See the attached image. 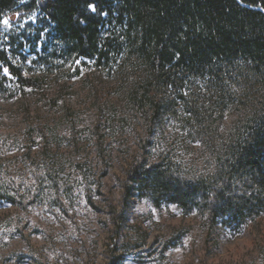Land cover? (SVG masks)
<instances>
[{
	"label": "rangeland",
	"instance_id": "374dc122",
	"mask_svg": "<svg viewBox=\"0 0 264 264\" xmlns=\"http://www.w3.org/2000/svg\"><path fill=\"white\" fill-rule=\"evenodd\" d=\"M31 44L7 53L29 83L0 65V264H264V212L211 228L198 206L136 191L123 209L132 165L161 148L201 171L204 155L181 153L177 123L131 103L119 65L50 67Z\"/></svg>",
	"mask_w": 264,
	"mask_h": 264
},
{
	"label": "trees",
	"instance_id": "16d2710c",
	"mask_svg": "<svg viewBox=\"0 0 264 264\" xmlns=\"http://www.w3.org/2000/svg\"><path fill=\"white\" fill-rule=\"evenodd\" d=\"M4 17L12 27L4 40L0 25V65L19 82L30 81L7 53L24 39L34 62L50 67L80 58L119 65L123 80L132 77L131 103L151 120L175 121L181 153L204 155L201 171L161 148L135 163L123 209L136 191L156 206H198L211 228L264 212V0H0Z\"/></svg>",
	"mask_w": 264,
	"mask_h": 264
},
{
	"label": "snow or ice",
	"instance_id": "6c2138e0",
	"mask_svg": "<svg viewBox=\"0 0 264 264\" xmlns=\"http://www.w3.org/2000/svg\"><path fill=\"white\" fill-rule=\"evenodd\" d=\"M87 8H88V10L91 11L92 13H96V12H97V5H96L95 3H89V4L87 5ZM100 14H101V15H105V16L107 15L106 12H101ZM18 15H19V13H17V16H18ZM35 19H36V17H34V16H29V20H33V21H34ZM82 22H83V21H82ZM0 25H2V26L5 27V28H11V27H12V23H11L10 18H8V17H4V18L0 19ZM44 32H47V29H44V30L40 33V35H43ZM106 35H107V34H106ZM79 63H80V61L77 60V61H76V64L79 65ZM3 73H4L5 77L10 76V73H9V69H8V68H3ZM185 95H187V92H185ZM177 251H179V249H177Z\"/></svg>",
	"mask_w": 264,
	"mask_h": 264
}]
</instances>
